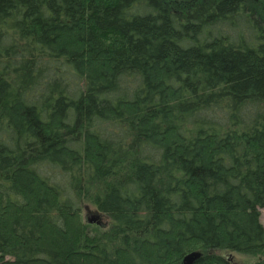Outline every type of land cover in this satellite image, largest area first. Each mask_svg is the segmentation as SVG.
<instances>
[{
	"label": "trees",
	"instance_id": "1",
	"mask_svg": "<svg viewBox=\"0 0 264 264\" xmlns=\"http://www.w3.org/2000/svg\"><path fill=\"white\" fill-rule=\"evenodd\" d=\"M261 8L0 0V264L264 255Z\"/></svg>",
	"mask_w": 264,
	"mask_h": 264
},
{
	"label": "rangeland",
	"instance_id": "2",
	"mask_svg": "<svg viewBox=\"0 0 264 264\" xmlns=\"http://www.w3.org/2000/svg\"><path fill=\"white\" fill-rule=\"evenodd\" d=\"M260 17L264 19V8L260 9ZM99 190L96 189L89 200H93L98 194ZM83 217L89 221L90 218H92L95 215H99V212L97 211V208L92 204V201L85 204L83 209ZM107 222V220L105 219ZM261 222L264 225V208L261 209ZM219 254H223L225 256L231 257V259L234 261L235 264H255V262L258 259L264 258V255H257V256H251L246 254H241L237 252L228 253V252H218Z\"/></svg>",
	"mask_w": 264,
	"mask_h": 264
},
{
	"label": "water",
	"instance_id": "3",
	"mask_svg": "<svg viewBox=\"0 0 264 264\" xmlns=\"http://www.w3.org/2000/svg\"><path fill=\"white\" fill-rule=\"evenodd\" d=\"M98 219H99V215L98 216H96V217H92V218H90V222L92 223V222H97L98 221ZM201 256V253L200 252H193V253H190V254H188L185 258H184V260H183V262H184V264H193L199 257Z\"/></svg>",
	"mask_w": 264,
	"mask_h": 264
}]
</instances>
